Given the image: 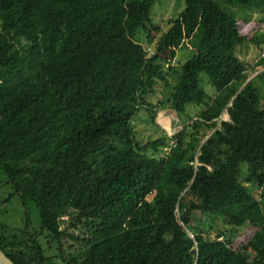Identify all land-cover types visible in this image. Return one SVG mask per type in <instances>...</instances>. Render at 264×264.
I'll list each match as a JSON object with an SVG mask.
<instances>
[{
	"label": "trees",
	"instance_id": "1",
	"mask_svg": "<svg viewBox=\"0 0 264 264\" xmlns=\"http://www.w3.org/2000/svg\"><path fill=\"white\" fill-rule=\"evenodd\" d=\"M155 1L0 0V208L17 194L39 215L0 221L16 264H264V99L247 79L264 53L237 54L264 42L238 23L264 0H184L165 28Z\"/></svg>",
	"mask_w": 264,
	"mask_h": 264
},
{
	"label": "rangeland",
	"instance_id": "2",
	"mask_svg": "<svg viewBox=\"0 0 264 264\" xmlns=\"http://www.w3.org/2000/svg\"><path fill=\"white\" fill-rule=\"evenodd\" d=\"M184 7V0H161L155 1V3L151 7V18L154 23L159 25L162 28L167 27L168 25V18L171 16H176L179 11ZM246 13H239V30L241 33L245 34L247 37H250L255 30H259L258 33L264 32V10L252 9L245 11ZM246 18V19H245ZM153 34V37L156 35L152 30H150ZM149 38H144V33H141L139 36V40L142 41L144 45L152 44L155 39L149 43ZM152 47V45H150ZM264 53V42L258 41H245L242 44H239L237 47V54L247 63H255L256 60L259 58L260 55ZM190 51L186 47H182L178 50L177 58L173 59V63H177L181 61L184 57L188 56ZM248 78L254 77L255 83L259 88L261 99H264V63H257L254 68L248 67ZM201 75V84L203 88L207 91L209 95H212L215 91L216 86L212 85L208 80L204 72L200 73ZM161 85L157 84L159 88ZM204 107L203 103H194L190 102L186 106L184 114L189 113L190 115H195L198 110ZM170 110L169 113H165L163 109H159L157 113V120L158 122L163 125L168 132L175 131L179 129L183 124L180 123L174 117L175 113ZM172 116V117H170ZM221 116L225 117V112L221 113ZM173 119V120H170ZM184 120V119H183ZM182 121V119H181ZM135 125L137 128L140 129V137L143 139L148 135L151 134L155 136L158 132L151 124H147L144 122L143 115L136 118ZM204 131V137L210 134V130L206 129L203 125L201 131ZM5 175L0 172V196L7 195L10 191L9 187L6 186L3 181L5 180ZM249 184V182H248ZM253 188V187H252ZM252 191V190H251ZM252 193L258 196L259 191L253 188ZM28 214V216H25ZM67 215H63L65 218ZM0 221L8 224L11 227H22L29 221L30 227H37L39 225V215L37 212L36 207L33 203L27 205H23L21 203L20 197L17 194H13L6 204L2 205L0 208ZM254 231V226L246 225L241 228L238 233L233 237L232 246H236L239 242L245 241ZM42 241V239H40ZM43 243V241H42Z\"/></svg>",
	"mask_w": 264,
	"mask_h": 264
},
{
	"label": "water",
	"instance_id": "3",
	"mask_svg": "<svg viewBox=\"0 0 264 264\" xmlns=\"http://www.w3.org/2000/svg\"><path fill=\"white\" fill-rule=\"evenodd\" d=\"M0 264H16L0 247Z\"/></svg>",
	"mask_w": 264,
	"mask_h": 264
},
{
	"label": "clouds",
	"instance_id": "4",
	"mask_svg": "<svg viewBox=\"0 0 264 264\" xmlns=\"http://www.w3.org/2000/svg\"><path fill=\"white\" fill-rule=\"evenodd\" d=\"M225 115H227V114L225 113ZM221 117H222V118H225L226 116H225V117L221 116Z\"/></svg>",
	"mask_w": 264,
	"mask_h": 264
}]
</instances>
